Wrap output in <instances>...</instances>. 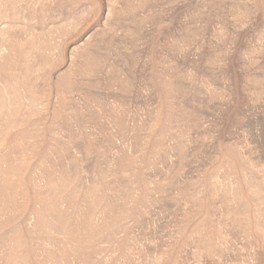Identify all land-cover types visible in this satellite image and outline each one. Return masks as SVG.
Masks as SVG:
<instances>
[{"label": "rangeland", "instance_id": "rangeland-1", "mask_svg": "<svg viewBox=\"0 0 264 264\" xmlns=\"http://www.w3.org/2000/svg\"><path fill=\"white\" fill-rule=\"evenodd\" d=\"M0 264H264V0H0Z\"/></svg>", "mask_w": 264, "mask_h": 264}]
</instances>
